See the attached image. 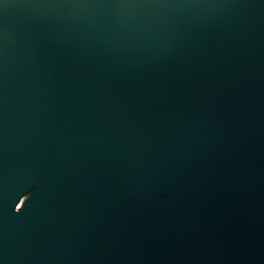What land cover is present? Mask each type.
I'll list each match as a JSON object with an SVG mask.
<instances>
[{
    "label": "water",
    "instance_id": "95a60500",
    "mask_svg": "<svg viewBox=\"0 0 264 264\" xmlns=\"http://www.w3.org/2000/svg\"><path fill=\"white\" fill-rule=\"evenodd\" d=\"M0 264H264V0H0Z\"/></svg>",
    "mask_w": 264,
    "mask_h": 264
}]
</instances>
